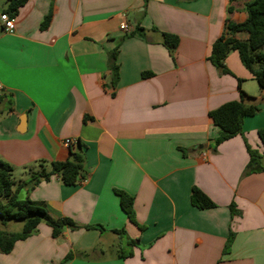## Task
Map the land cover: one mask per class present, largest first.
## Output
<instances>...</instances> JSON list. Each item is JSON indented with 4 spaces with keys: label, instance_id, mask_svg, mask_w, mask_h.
I'll list each match as a JSON object with an SVG mask.
<instances>
[{
    "label": "crops",
    "instance_id": "1",
    "mask_svg": "<svg viewBox=\"0 0 264 264\" xmlns=\"http://www.w3.org/2000/svg\"><path fill=\"white\" fill-rule=\"evenodd\" d=\"M252 1L27 0L13 33L0 23V160L21 174L19 199L81 227L54 239L42 222L0 264H264V172L244 174L247 146L264 154V91L238 52L225 60L229 73L210 61L226 21L244 22ZM123 23L145 34L129 36ZM162 33L180 39L173 56ZM241 90L259 111L215 148L209 113ZM80 145L84 184L53 175L31 188L41 162H64ZM194 187L216 206L194 207ZM116 191L133 197L136 223Z\"/></svg>",
    "mask_w": 264,
    "mask_h": 264
},
{
    "label": "trees",
    "instance_id": "2",
    "mask_svg": "<svg viewBox=\"0 0 264 264\" xmlns=\"http://www.w3.org/2000/svg\"><path fill=\"white\" fill-rule=\"evenodd\" d=\"M27 0H6V7L3 9L11 18H15L19 9L25 5ZM231 10V9H229ZM247 18L242 23H235L227 20L223 34L213 43L210 61L221 72L229 73L225 66V60L231 52H238L242 64L250 71L254 80L264 91V0H253L245 5ZM51 14L48 15L41 25L42 29L48 28L51 21ZM244 33L247 38L242 40L237 37ZM136 34L144 35V30L135 27L129 36ZM180 39L176 35L162 33V43L173 56L178 47ZM118 50L110 53V69L112 73V83L116 84L119 78V65L117 64ZM146 73L143 76H150ZM5 95H0V105L5 102ZM246 99H253L244 91H240V99L228 102L218 109L209 113L215 126L220 128V135L214 140L215 148L221 143L230 140L243 131L244 120L255 116L259 108L255 105H246ZM259 137L264 145V129L258 131ZM249 153V163L245 170V175L264 172V154L247 146ZM86 157L83 145L77 151L71 153L70 159L64 162H51L49 164L40 163V170L31 177V188L42 181H48L51 176L56 175L64 185L75 186L81 184L84 176ZM13 167L0 160V222H23V230L18 234H6L0 231V253L9 254L12 252L17 241L25 240L34 234L40 223L44 222L52 228V236L58 238L60 234L70 229L72 231L81 228L70 218L55 220L46 207L42 204L27 199H19L20 186L14 190L16 185L13 178ZM120 197V204L129 220L135 221L134 199L123 191H116ZM191 203L194 207L204 210L214 208L215 203L198 187L192 189ZM234 213L241 214L235 210V205L230 206ZM88 227V226H86ZM124 231H116L123 233ZM233 238V237H232ZM231 241V240H230ZM136 241H131L134 244ZM228 245L229 242H228ZM132 256V254H130ZM73 254L66 257V261L72 260ZM126 257V255H122ZM65 261V262H66Z\"/></svg>",
    "mask_w": 264,
    "mask_h": 264
},
{
    "label": "built area",
    "instance_id": "3",
    "mask_svg": "<svg viewBox=\"0 0 264 264\" xmlns=\"http://www.w3.org/2000/svg\"><path fill=\"white\" fill-rule=\"evenodd\" d=\"M0 23L3 25L4 30L8 33H13L15 30V18H11L6 12H4L2 9H0ZM121 31H123L126 34H130L134 31V26L128 24V23H123L120 26ZM1 89V86H0ZM263 98H264V93H263ZM73 140L67 139L65 141V146H71L73 144ZM86 181L83 179L81 180V184H84Z\"/></svg>",
    "mask_w": 264,
    "mask_h": 264
},
{
    "label": "rangeland",
    "instance_id": "4",
    "mask_svg": "<svg viewBox=\"0 0 264 264\" xmlns=\"http://www.w3.org/2000/svg\"><path fill=\"white\" fill-rule=\"evenodd\" d=\"M6 7V0H0V9H4ZM4 105H0V110L4 109ZM13 178L14 180L18 183L20 179H22L20 172L17 170L13 173ZM20 198V197H19ZM22 225L23 222H10L6 227L1 225L0 222V230H12L13 232H22Z\"/></svg>",
    "mask_w": 264,
    "mask_h": 264
}]
</instances>
